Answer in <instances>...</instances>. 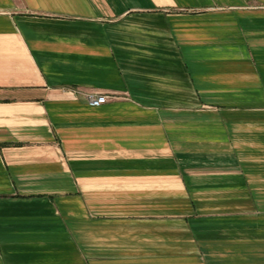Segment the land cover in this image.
Here are the masks:
<instances>
[{"label": "crops", "instance_id": "1", "mask_svg": "<svg viewBox=\"0 0 264 264\" xmlns=\"http://www.w3.org/2000/svg\"><path fill=\"white\" fill-rule=\"evenodd\" d=\"M0 264H264V0H0Z\"/></svg>", "mask_w": 264, "mask_h": 264}, {"label": "built area", "instance_id": "2", "mask_svg": "<svg viewBox=\"0 0 264 264\" xmlns=\"http://www.w3.org/2000/svg\"><path fill=\"white\" fill-rule=\"evenodd\" d=\"M86 95L89 105L94 107L101 106L109 100V95L106 93H88Z\"/></svg>", "mask_w": 264, "mask_h": 264}]
</instances>
